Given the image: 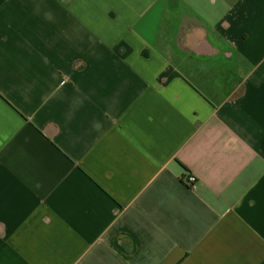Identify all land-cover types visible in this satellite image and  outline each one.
Returning a JSON list of instances; mask_svg holds the SVG:
<instances>
[{
	"label": "crops",
	"instance_id": "1",
	"mask_svg": "<svg viewBox=\"0 0 264 264\" xmlns=\"http://www.w3.org/2000/svg\"><path fill=\"white\" fill-rule=\"evenodd\" d=\"M0 264H264V0H0Z\"/></svg>",
	"mask_w": 264,
	"mask_h": 264
},
{
	"label": "built area",
	"instance_id": "2",
	"mask_svg": "<svg viewBox=\"0 0 264 264\" xmlns=\"http://www.w3.org/2000/svg\"><path fill=\"white\" fill-rule=\"evenodd\" d=\"M189 184L192 188L196 187V179L193 176L189 177Z\"/></svg>",
	"mask_w": 264,
	"mask_h": 264
}]
</instances>
